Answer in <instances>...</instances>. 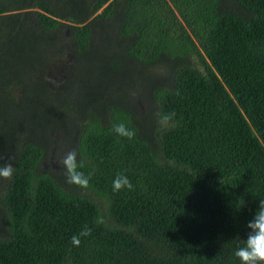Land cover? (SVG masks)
<instances>
[{
    "label": "trees",
    "instance_id": "trees-1",
    "mask_svg": "<svg viewBox=\"0 0 264 264\" xmlns=\"http://www.w3.org/2000/svg\"><path fill=\"white\" fill-rule=\"evenodd\" d=\"M160 65L146 119L124 77ZM56 134L87 188L47 169ZM8 163L0 264H240L264 200V0H0Z\"/></svg>",
    "mask_w": 264,
    "mask_h": 264
},
{
    "label": "clouds",
    "instance_id": "clouds-1",
    "mask_svg": "<svg viewBox=\"0 0 264 264\" xmlns=\"http://www.w3.org/2000/svg\"><path fill=\"white\" fill-rule=\"evenodd\" d=\"M158 123L161 126L174 127L171 122L175 113L157 114ZM113 131L120 137L132 140L136 136V132L130 129L124 122L116 123L113 126ZM67 178V183L75 185L79 188H87L90 183L91 173L86 175L82 169L83 161L78 160V154L75 150L67 152L59 161ZM14 173V167L11 163L0 165V178L10 179ZM113 191L119 192L125 188L133 189V185L124 174H119L112 182ZM248 231L246 239H243L242 246L235 250V257L238 258L240 264H264V200L259 201V206L252 218L246 225Z\"/></svg>",
    "mask_w": 264,
    "mask_h": 264
},
{
    "label": "rangeland",
    "instance_id": "rangeland-1",
    "mask_svg": "<svg viewBox=\"0 0 264 264\" xmlns=\"http://www.w3.org/2000/svg\"><path fill=\"white\" fill-rule=\"evenodd\" d=\"M151 73L147 75V79H149L148 83L138 84L137 86L133 84L132 77H124V81L127 82L128 86L132 88V92L130 93L133 100L139 106V112L143 114V117L148 119L150 117V99H148V92L150 87L153 84H157L161 82L163 78L166 76V70L163 69L162 65L155 67L150 70ZM61 135L56 134L53 135V148L50 149V154L46 161L47 169L53 170L55 173L59 174L61 172L62 167L59 161L62 157L72 149L69 147V143H65V140H61Z\"/></svg>",
    "mask_w": 264,
    "mask_h": 264
}]
</instances>
